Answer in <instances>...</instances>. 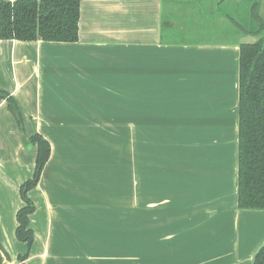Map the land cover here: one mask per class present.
<instances>
[{
  "label": "crops",
  "instance_id": "crops-1",
  "mask_svg": "<svg viewBox=\"0 0 264 264\" xmlns=\"http://www.w3.org/2000/svg\"><path fill=\"white\" fill-rule=\"evenodd\" d=\"M250 3L263 21L264 0H80L77 42L0 40L21 117L0 101V264H250L264 241V211L237 208L239 46L264 34L237 22ZM215 20L224 36H173ZM35 134L51 151L20 260Z\"/></svg>",
  "mask_w": 264,
  "mask_h": 264
},
{
  "label": "trees",
  "instance_id": "trees-1",
  "mask_svg": "<svg viewBox=\"0 0 264 264\" xmlns=\"http://www.w3.org/2000/svg\"><path fill=\"white\" fill-rule=\"evenodd\" d=\"M80 0H15L0 1V40L21 42L75 43L78 41ZM252 26V35L263 31L264 21L257 15L256 4L246 11ZM6 100L8 109L20 124L21 117L14 100L0 92V101ZM238 173L237 208L264 211V35L253 43L239 46L238 59ZM36 147L32 177L20 186L23 206L16 213L15 235L24 243L27 252L34 235L29 217L35 206L28 196L40 179L50 157V144L41 135L29 138ZM252 264H264V245L253 258Z\"/></svg>",
  "mask_w": 264,
  "mask_h": 264
},
{
  "label": "rangeland",
  "instance_id": "rangeland-1",
  "mask_svg": "<svg viewBox=\"0 0 264 264\" xmlns=\"http://www.w3.org/2000/svg\"><path fill=\"white\" fill-rule=\"evenodd\" d=\"M241 17V16H240ZM242 19H237V22L240 23L241 25H245L246 29L250 30L252 28L251 23L248 21L249 19H247L246 15H244L243 17H241ZM263 21H264V15H263ZM224 24V25H223ZM219 23L217 20H215V23H205L204 21H202L199 25H194L195 29L198 30L196 33L191 32L190 31H176L173 36L175 39H192L194 40L195 36H197L198 39H216L219 36H224L228 31H226V29H228L229 26H226L225 23ZM254 28V26H253ZM200 30H202L200 32ZM264 35V34H263ZM229 40L234 41V40H240L241 38H250L249 36H245L239 33L236 34H232V35H228ZM255 39V38H254ZM249 40V39H248ZM120 131L124 132L125 134V129L123 131V129H119ZM123 139L124 142H121L120 140V144L119 147H125V136L120 138ZM141 184V176H137L136 175V195L138 194L137 191V187H139V185Z\"/></svg>",
  "mask_w": 264,
  "mask_h": 264
},
{
  "label": "water",
  "instance_id": "water-1",
  "mask_svg": "<svg viewBox=\"0 0 264 264\" xmlns=\"http://www.w3.org/2000/svg\"><path fill=\"white\" fill-rule=\"evenodd\" d=\"M263 245H264V241L259 245V247L256 249V251H255L254 254L252 255V258H251L250 264H252L254 256L256 255V253L259 251V249H260Z\"/></svg>",
  "mask_w": 264,
  "mask_h": 264
},
{
  "label": "flooded vegetation",
  "instance_id": "flooded-vegetation-1",
  "mask_svg": "<svg viewBox=\"0 0 264 264\" xmlns=\"http://www.w3.org/2000/svg\"><path fill=\"white\" fill-rule=\"evenodd\" d=\"M252 3H250V5H251ZM257 24H259L257 21H256V23H254L252 26H256Z\"/></svg>",
  "mask_w": 264,
  "mask_h": 264
}]
</instances>
